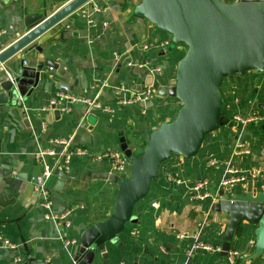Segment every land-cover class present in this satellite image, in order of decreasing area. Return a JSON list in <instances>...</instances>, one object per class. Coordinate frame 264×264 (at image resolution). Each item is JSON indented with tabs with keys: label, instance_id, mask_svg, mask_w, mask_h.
<instances>
[{
	"label": "crops",
	"instance_id": "1",
	"mask_svg": "<svg viewBox=\"0 0 264 264\" xmlns=\"http://www.w3.org/2000/svg\"><path fill=\"white\" fill-rule=\"evenodd\" d=\"M68 1L0 0V51L29 30L26 15L44 9L49 15ZM140 1L91 0L0 66V76L16 77L23 66L45 64L40 82L29 95L21 96L20 103L10 98L0 105V237L14 245L0 240V264L74 263L82 233L110 216L117 193L116 184L96 177L110 169L95 155L121 150L122 137L131 149H142L155 127L176 117L180 101L159 90L173 85L184 54L180 48L160 54L163 49L157 47L154 55L150 52L156 49H142L146 43L171 37L147 20L139 22L135 6ZM90 17L95 20L92 24ZM47 61L53 65L47 66ZM152 66L159 70L151 75L147 68ZM64 84L72 95L99 101L109 110L86 112L83 102L63 100L45 111ZM148 86L154 89L150 102L121 104L122 98ZM221 95L236 129L229 121L230 125L206 136L197 156L173 155L166 161L148 195L136 204L134 221L106 244L108 256L97 252L92 264H264V253L255 251L256 226L246 221L229 251H223L228 216L213 209L221 190L231 197L264 188V119L247 124L235 120L236 115L264 116V74L249 71L230 76ZM64 139L69 150L82 149L86 155L73 154L66 163L59 142ZM237 141L246 143L250 152L237 155ZM48 150L56 154L38 160ZM44 165L52 170L47 181L51 211L71 209L70 227L46 218L47 209L32 187L31 178ZM228 165L256 170L259 175L223 189ZM204 180L208 184L202 189L209 196L197 199L193 188ZM199 241L221 250L194 249Z\"/></svg>",
	"mask_w": 264,
	"mask_h": 264
},
{
	"label": "water",
	"instance_id": "2",
	"mask_svg": "<svg viewBox=\"0 0 264 264\" xmlns=\"http://www.w3.org/2000/svg\"><path fill=\"white\" fill-rule=\"evenodd\" d=\"M90 1L69 0L49 15L46 9L26 15L29 30L0 51V66ZM135 15L140 23L147 20L171 36L170 47L160 54L186 46L173 85L159 90L162 95L176 97L181 107L172 121L152 130L143 149L133 150L124 137L120 139L121 150L130 161L129 175L104 172L96 176L116 184L115 203L105 221L82 233L79 255L72 264H92L97 252L106 258V244L114 242L126 224L134 221L135 206L148 195L162 165L173 155L197 156L206 136L229 123L221 95L226 78L249 71L264 73V0H141ZM44 67L23 66L16 77L0 76V105L10 98L20 103L19 98L38 85ZM38 175L31 178L32 187ZM213 209L228 216L223 251H229L238 227L246 221L256 226V253H264V188L231 197L221 190ZM28 264L49 263L31 260Z\"/></svg>",
	"mask_w": 264,
	"mask_h": 264
},
{
	"label": "built area",
	"instance_id": "3",
	"mask_svg": "<svg viewBox=\"0 0 264 264\" xmlns=\"http://www.w3.org/2000/svg\"><path fill=\"white\" fill-rule=\"evenodd\" d=\"M94 12H99V9L94 10ZM95 20H93L92 17L89 18V23H94ZM106 25V23H104ZM171 40H161L159 43L150 44L146 43L142 46L143 50H152V49H164L170 44ZM151 47V48H150ZM158 47V48H157ZM158 49V50H159ZM25 64H27L25 62ZM148 63L145 62L144 67H146ZM159 70V67H148L147 71L149 74H155L156 71ZM116 93H119V88ZM154 95V89L152 86L146 87L143 91H141L138 94H133L130 98H122L120 100L121 104H130V103H141L144 104L150 102V100L153 99ZM63 100H69V101H81L86 105V112H89L90 109H99L103 111H108L109 108L102 105L101 102L95 101L93 99L80 97V96H74L69 92V86L64 84L61 86V90L58 92L56 97L52 99L49 105L44 107L45 111H51L55 106L60 103ZM262 114H254L250 117L242 118L238 115L235 116V120L239 121L242 124H247L256 120L264 119V116H261ZM59 142L64 145V160L66 163H68L72 157L73 154L78 155H86V151L82 149H75L74 151L69 150V143L68 141L59 140ZM250 149L247 147L246 143L242 141H237L235 146V153L237 155L241 153H249ZM46 154L55 155V151L48 150V151H42L38 156V160H44V156ZM97 160L107 161L109 164L110 172L115 173L119 176L121 175H129L130 172V161L129 158L124 154L122 150H108L105 151L99 155H95L94 157ZM43 162V161H42ZM211 164H215L214 161L211 162ZM52 174L51 167L48 165H44L43 170H41V173L36 177V183H35V189L38 191L42 198V205L47 209L46 218L48 219H54L56 223L60 224L64 227H70V215H71V209H68L66 211H63L59 214H53L51 211L52 201L50 200V193L47 186V181L49 177ZM258 172L256 170H241L238 167L230 166L228 165L226 167L223 179L221 181V187L224 189L230 188L236 184L239 183H245L249 180H253L258 177ZM208 184V181L204 180L198 184H196L193 188L195 193V198L197 199H205L209 196V193H204L203 187ZM0 240L4 243V245H9L11 247H14V245H11L9 240L3 239L0 237ZM74 242V241H73ZM194 249H203V250H221L220 247H214L212 245H209L205 242L199 241L194 245ZM237 252H234L233 254H236ZM125 264V263H121Z\"/></svg>",
	"mask_w": 264,
	"mask_h": 264
},
{
	"label": "rangeland",
	"instance_id": "4",
	"mask_svg": "<svg viewBox=\"0 0 264 264\" xmlns=\"http://www.w3.org/2000/svg\"><path fill=\"white\" fill-rule=\"evenodd\" d=\"M171 37V36H170ZM168 47H170V45L168 46ZM173 48V46L170 48V50ZM176 48H180V51H181V54H184L185 52H186V46H184V45H179V46H177ZM175 48H173L172 50H174ZM150 51H148V53H149ZM151 54H156L157 53V50H152L151 52H150ZM264 74V73H263ZM227 109L226 108H224V104H223V111L225 112ZM233 115V112L231 113V116ZM233 120H231L230 121V124H232V126H233V129L235 130L236 129V127H237V123H235V122H233ZM251 123V122H250ZM255 123H257V122H255ZM229 123H228V125H230ZM225 126H227V125H224V126H221L220 128L221 129H223V127H225ZM260 129V128H259ZM261 130H264L263 128H261Z\"/></svg>",
	"mask_w": 264,
	"mask_h": 264
},
{
	"label": "trees",
	"instance_id": "5",
	"mask_svg": "<svg viewBox=\"0 0 264 264\" xmlns=\"http://www.w3.org/2000/svg\"><path fill=\"white\" fill-rule=\"evenodd\" d=\"M146 144H147V143H145V144L143 145L142 149L146 146ZM139 150H140V149H139ZM241 226H242V224L238 227L237 232L241 229ZM237 232H236V233H237Z\"/></svg>",
	"mask_w": 264,
	"mask_h": 264
},
{
	"label": "bare ground",
	"instance_id": "6",
	"mask_svg": "<svg viewBox=\"0 0 264 264\" xmlns=\"http://www.w3.org/2000/svg\"><path fill=\"white\" fill-rule=\"evenodd\" d=\"M170 44H171V42H170ZM170 44H169V45H170Z\"/></svg>",
	"mask_w": 264,
	"mask_h": 264
},
{
	"label": "flooded vegetation",
	"instance_id": "7",
	"mask_svg": "<svg viewBox=\"0 0 264 264\" xmlns=\"http://www.w3.org/2000/svg\"><path fill=\"white\" fill-rule=\"evenodd\" d=\"M225 113V112H224Z\"/></svg>",
	"mask_w": 264,
	"mask_h": 264
}]
</instances>
